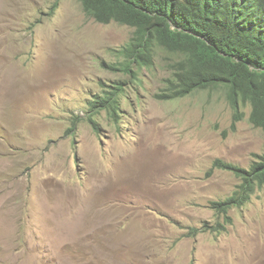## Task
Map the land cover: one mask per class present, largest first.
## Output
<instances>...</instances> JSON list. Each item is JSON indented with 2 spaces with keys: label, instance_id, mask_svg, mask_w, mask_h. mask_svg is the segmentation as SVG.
<instances>
[{
  "label": "rangeland",
  "instance_id": "obj_1",
  "mask_svg": "<svg viewBox=\"0 0 264 264\" xmlns=\"http://www.w3.org/2000/svg\"><path fill=\"white\" fill-rule=\"evenodd\" d=\"M55 2L0 0V264H264V188L210 230L240 182L214 162L249 168L264 152L250 110L232 130L224 90L157 100L175 59L160 52L121 129L102 111L98 135L89 100L125 79L103 65L134 30Z\"/></svg>",
  "mask_w": 264,
  "mask_h": 264
},
{
  "label": "trees",
  "instance_id": "obj_2",
  "mask_svg": "<svg viewBox=\"0 0 264 264\" xmlns=\"http://www.w3.org/2000/svg\"><path fill=\"white\" fill-rule=\"evenodd\" d=\"M62 0H56L58 8ZM88 17L98 23L116 22L134 29L130 41L118 51L117 63L108 68L123 72L139 83V70L154 65V47L177 58L173 78L167 79L166 94L161 99L173 100L197 91H225L232 107H252V122L264 129V0H79ZM126 83L118 82L91 103V122L109 109L118 121V101ZM236 118L237 115L235 114ZM79 119L67 131L73 135ZM215 167L239 173V168L217 161ZM255 176L264 177V156L254 164ZM249 185L253 183L250 180ZM238 192L232 198L213 203L224 217L210 230L216 234L233 224L229 210L238 205ZM207 225L192 229L206 233Z\"/></svg>",
  "mask_w": 264,
  "mask_h": 264
},
{
  "label": "clouds",
  "instance_id": "obj_3",
  "mask_svg": "<svg viewBox=\"0 0 264 264\" xmlns=\"http://www.w3.org/2000/svg\"><path fill=\"white\" fill-rule=\"evenodd\" d=\"M63 1V0H62ZM61 1V2H62ZM59 8V7H58ZM58 8H55V9H58ZM88 16V15H87ZM90 18V17H89ZM91 19H93V18H91ZM94 20V19H93ZM95 21V20H94ZM95 22H97V21H95ZM98 23V22H97ZM112 23H116V22H112ZM99 24H102V23H99ZM111 24V23H110ZM118 24V23H117ZM104 25H109V24H104ZM125 26H127V25H125ZM130 27V26H129ZM133 29V28H132ZM134 30V29H133ZM134 32V31H133ZM132 38V37H131ZM130 41V40H129ZM128 41V42H129ZM127 42V43H128ZM126 43V44H127ZM125 44V45H126ZM125 45H123V46H125ZM122 46V47H123ZM122 47H120L119 49H114V50H112V53L114 54V57H115V60L113 61V62H111V63H104V68L105 69H108V70H110L108 67L109 66H111V65H114L115 63H117V57H118V51L122 48ZM160 52H164V51H162V50H160V47H158V45H156L155 47H154V65L152 66V67H150V68H143V69H140L139 70V76H138V81H139V83H137V82H135V83H133L132 82V79H131V77H129V76H127V75H125L123 72H120L121 74H123L124 75V77H125V79L124 80H121V81H118V82H124V83H126V85L124 86V89H125V91H124V93H122V94H120V96H119V98H118V101H119V103H120V106H121V111L119 112V116H120V118H119V120L117 121L115 118H114V115L112 114V112L109 110V109H106V110H103V109H101L100 110V112H102V111H105L107 114H108V116H109V118H110V120L117 126V129L118 130H120L121 129V124H122V119H123V114H124V107H123V100L125 99V98H128V94H129V89H131V90H133V91H137V89L138 88H143L144 86H145V84H144V81H143V78H142V71L144 70V69H149V70H152L154 67H155V61H156V58H157V56H158V54L160 53ZM165 53H167V52H165ZM167 54H170V53H167ZM174 56V55H173ZM178 63V61H177V58L175 57V59H174V64H177ZM173 64V65H174ZM110 71H112V70H110ZM174 72H175V69L174 68H172V70H171V75H170V77L168 78V79H171V78H173V74H174ZM167 81V80H166ZM118 82H114L113 84H111V85H107V84H105V83H102V94H100V95H98L97 97H96V99L95 100H89V104H90V112L89 113H91V103H93L94 105H96V101H98V97H104V91H107V90H109L110 88V86H113V85H115L116 83H118ZM166 87H167V83L165 82V86H164V88L162 89V91L160 92V93H158V94H156L155 95V98L157 99V100H159V101H165V102H171V101H176V100H180V99H184V98H187V97H189V96H191V95H193V94H195V93H198V92H201V91H197V92H195V93H192V94H190V95H188V96H186V97H183V98H177V99H173V100H165V99H161V98H159V96H164L165 94H166ZM217 90H222V88L221 89H217ZM204 91H214V90H204ZM225 92V91H224ZM226 98H227V96H226ZM227 101H228V99H227ZM228 103L230 104V106H231V108L234 110V120H233V125H232V130H235L236 129V126H237V124L239 123V122H241L243 119H244V117H245V115H246V112H245V110L246 109H249L250 110V115H249V121H250V123L254 126V127H256V128H258V129H261L263 132H264V129L262 128V127H259V126H256L253 122H252V119H251V112H252V107H251V105L250 104H248V106H241V108H240V110H239V112H236V110L232 107V105H231V103L228 101ZM99 112V113H100ZM98 113V114H99ZM235 114H240V115H237V117H240L241 116V118L239 119V118H236V115ZM90 116H91V114H90ZM96 117H97V115L95 116V122H96V124H97V129L95 128V126L91 123V122H89L91 125H92V127H93V129H94V131L99 135L100 134V128H99V123H98V121H97V119H96ZM77 119H79V123H81L82 122V119L81 118H76L74 121H76ZM88 121H89V118H88ZM79 123H78V126H79ZM73 126H74V122H73ZM72 128V127H71ZM70 136V135H69ZM264 156V152L262 153V154H255V155H253V157H254V160H253V162H252V164H251V166L249 167V168H245V167H242L241 165H238V164H235V163H230V162H226V161H224V160H222V159H218V160H216L215 162H214V164H213V171L214 170H217V169H219V170H224V171H229V172H232L239 180H240V182L236 185V188H235V190L232 192V194L230 195V196H228V197H226L225 199H223V200H220V201H215V202H221V201H225L226 199H228V198H232L234 195H235V193L236 192H238V196H237V199H236V201L238 202V205H236V206H234V207H232L230 210H229V216L232 218V220H233V223H234V219H233V217H232V215H231V211L232 210H234V209H244V208H246L251 202H252V199H253V197L256 195V193L259 191V190H261V189H263L264 188V177L262 176V175H260V176H255L254 175V173L252 172V169H253V166H254V164H256V163H258V162H260L261 161V158ZM217 161H221L222 163H225V164H228V165H233V166H236L237 168H239V173H237V172H235V171H233V170H230V169H221V168H217V167H215V163L217 162ZM253 179V183L251 184V185H249V181L250 180H252ZM215 202H213V203H215ZM213 203H212V209L216 212V210L213 208ZM217 213V212H216ZM218 214V213H217ZM218 215H220V214H218ZM221 216V215H220ZM223 217V216H222ZM224 218V217H223ZM218 222V221H217ZM219 222H222V221H220L219 220ZM233 225V224H232ZM232 225H230V226H232ZM229 227V226H228ZM228 230V229H227ZM227 232V231H226ZM225 233V232H224ZM216 234V233H215ZM216 235H221V234H216Z\"/></svg>",
  "mask_w": 264,
  "mask_h": 264
}]
</instances>
